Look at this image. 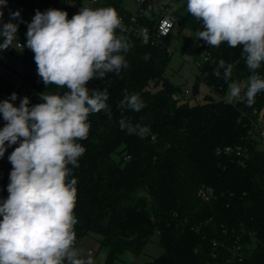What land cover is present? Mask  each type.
Wrapping results in <instances>:
<instances>
[{"label":"trees","instance_id":"1","mask_svg":"<svg viewBox=\"0 0 264 264\" xmlns=\"http://www.w3.org/2000/svg\"><path fill=\"white\" fill-rule=\"evenodd\" d=\"M123 1L103 3L119 15L135 13L153 30L158 12L151 0L136 11L125 8ZM168 1L176 12L185 11L178 22L195 35L182 47L183 53L202 62L194 94L201 82L224 96L228 83L247 80L250 72L242 46L232 48L226 42L208 46L197 38L203 25L187 11V1ZM13 2L30 11V23L37 10L66 11L71 19L83 5L81 0L75 4L7 0ZM123 35L132 45L123 53L128 67L119 75L107 73L103 80L94 78L87 84L90 93L107 88L111 118L105 111L89 116L88 136L77 141L85 148L79 167L68 166L72 169L68 179L77 180L75 247L81 248L84 238L92 236L99 243L98 250L107 252L105 264H113L124 253L140 255L157 234L163 253L147 264H211L219 250L225 264L232 257L230 247L238 240L241 253L229 264H264V146L253 134L264 110V92L256 95L252 106L243 101L229 103L210 93L204 101L190 102L180 97L181 86L166 73L171 58L166 46L176 32L153 44L129 31ZM146 54H150L147 60ZM221 59L234 65L227 82L224 70L218 68ZM257 72L264 77V62ZM65 91L54 84L36 83L34 75L21 99L28 97L31 107L43 102L41 94ZM125 94H139L145 107L139 112L121 110L117 105ZM122 117L149 127V135H128L120 129ZM5 124L2 117L0 129ZM11 146L15 149L19 143ZM227 146L241 147V154L226 152ZM202 189L210 194L209 199ZM222 242L228 247L222 249Z\"/></svg>","mask_w":264,"mask_h":264},{"label":"clouds","instance_id":"2","mask_svg":"<svg viewBox=\"0 0 264 264\" xmlns=\"http://www.w3.org/2000/svg\"><path fill=\"white\" fill-rule=\"evenodd\" d=\"M6 4L7 0H0V9ZM187 11L202 22L197 38L208 46L222 42L232 48L242 46L250 75L246 83H228L226 99L252 106L256 95L264 92V77L257 72L264 62V0H187ZM10 15L15 19L20 13ZM27 29L26 46L34 53L38 75L46 86L67 91L41 94L43 102L31 107L28 97L14 106L16 93L0 102L6 121L0 129V157L6 142L7 146L19 143L8 157L12 164L9 195L0 202V264H95L75 247L77 180L68 179L72 171L68 166L79 167L85 148L77 141L88 136L89 116L105 111L111 118L107 88L90 93L88 82L103 80L107 73L119 75L128 67L123 53L132 45L113 7H82L71 19L66 11L37 10ZM117 29L122 34L117 35ZM17 30V24H3L0 51L11 46ZM141 35L148 39L146 29ZM218 68L229 81L234 65L221 59ZM117 107L139 112L145 104L139 94H125ZM119 126L140 138L150 133L149 127L124 117Z\"/></svg>","mask_w":264,"mask_h":264},{"label":"rangeland","instance_id":"3","mask_svg":"<svg viewBox=\"0 0 264 264\" xmlns=\"http://www.w3.org/2000/svg\"><path fill=\"white\" fill-rule=\"evenodd\" d=\"M151 1H153L155 5H160V0ZM123 5L130 11H136L141 7L142 4L138 0H124ZM184 13L185 11L183 10L180 13L177 12V15L181 18ZM174 31L176 32V35L173 37L171 42L174 51L171 53V58L166 73L175 84L181 86L183 93L180 94V97H184V99L186 98L190 102H197L204 101V96L207 93H210L218 99H226L228 89L225 95L222 96L213 92L210 87L204 82H201L199 84V91L194 94V82L197 78V75H200V73H198V69L194 64V56L189 53H183L182 47L185 45V43L191 42L193 39H195V35L187 27H183L180 22H177ZM190 55L192 57H190ZM246 81L247 80L241 82L235 80V82L238 83H246ZM262 111L261 112L264 114V110ZM261 146L263 147L264 145L261 143ZM83 241L84 242L80 247L83 248L84 251L80 255L83 258L91 256L95 261V264H105L107 252L105 249L98 250V241L95 240L92 236H86ZM89 248L93 250V253L87 252ZM161 253H163V248L159 244V236L155 234L146 244L144 252H142L140 255L136 256L131 254L130 252L124 253L121 258L116 260L113 264H147L148 261L160 255Z\"/></svg>","mask_w":264,"mask_h":264},{"label":"built area","instance_id":"4","mask_svg":"<svg viewBox=\"0 0 264 264\" xmlns=\"http://www.w3.org/2000/svg\"><path fill=\"white\" fill-rule=\"evenodd\" d=\"M67 3L75 4L76 2H79V0H65ZM83 2V5H80V8L82 7H91L93 9L95 8H100V7H105L104 6V0H81ZM141 4L147 3L149 0H138ZM153 3V1H151ZM81 3V2H80ZM154 4V3H153ZM157 7V14L154 16L155 23L153 30L150 29V27H147L146 25L142 24L139 19L137 18L135 13H132L130 15L127 14H120L119 16L122 19V22L124 26L127 28V31L131 32L134 34L136 37L140 38L142 42L149 44V43H156L157 41L163 40L166 38L171 32L174 31V28L179 20V16L177 15L176 8H174L168 0H160V5H156ZM3 11V16H6V10ZM146 29L147 30V36L148 39L144 40L142 35H141V30ZM22 45V42L20 43ZM166 51L168 53H172L173 47L172 45H167L166 46ZM190 57H192L190 55ZM194 64L196 65L198 69V73L201 74V65L202 62L200 60H195ZM34 74H35V81L36 83H41L43 80L42 78L38 75L37 72V65L35 66L34 69ZM185 95V94H184ZM186 96V95H185ZM262 111V110H261ZM260 111V114L257 117V121L254 125V131L253 134L257 138L258 141H260L264 145V114ZM2 117L0 116V121ZM14 151V147L8 146L6 148L5 154L3 157L0 159V202L5 200L9 193L7 191L8 184L10 183V172L12 170V164L10 163L8 157L9 155ZM226 152H237V154H241V147H233V146H227L225 148ZM201 192L206 195V198L209 199L210 194L205 191L201 190ZM2 219V217H0ZM240 237V236H239ZM239 241L237 240L235 243L232 244L230 247L232 251V257L237 256L236 254H240L242 244H237ZM228 245H226L225 242H222L221 248H226ZM79 252L82 253L84 250L83 248H78ZM88 253H93V250L89 248L87 250ZM214 260L212 261L211 264H223L222 260L223 259L221 256V251L214 252ZM232 257L227 258L224 262H227L225 264H229L232 261ZM224 260V259H223Z\"/></svg>","mask_w":264,"mask_h":264},{"label":"crops","instance_id":"5","mask_svg":"<svg viewBox=\"0 0 264 264\" xmlns=\"http://www.w3.org/2000/svg\"><path fill=\"white\" fill-rule=\"evenodd\" d=\"M0 10H6V16L0 18V28L8 22L18 25L16 37L11 46L7 50L0 51V102L8 100L12 93H16L17 99L11 102L18 107L19 101L30 88L35 75L34 53L26 46L30 11L15 2L7 3ZM17 11L20 16L12 18L10 14ZM3 39L0 36V43H3ZM21 42L22 45H20Z\"/></svg>","mask_w":264,"mask_h":264}]
</instances>
